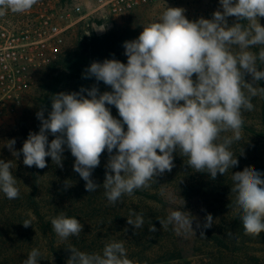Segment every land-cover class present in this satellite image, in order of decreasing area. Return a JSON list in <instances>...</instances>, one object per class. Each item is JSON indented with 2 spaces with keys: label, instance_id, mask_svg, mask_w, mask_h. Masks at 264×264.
I'll use <instances>...</instances> for the list:
<instances>
[{
  "label": "clouds",
  "instance_id": "clouds-1",
  "mask_svg": "<svg viewBox=\"0 0 264 264\" xmlns=\"http://www.w3.org/2000/svg\"><path fill=\"white\" fill-rule=\"evenodd\" d=\"M37 3L0 0V17L26 13ZM219 5L222 10L214 11L211 19L196 20L186 18L184 8L166 6L158 19L142 25L137 38L123 42L127 63L115 58L91 62L83 78H94L96 84L52 94L47 118L43 107L36 113L39 131H30L18 151L15 138L4 146L16 159L22 154L25 166L38 169L48 166L46 157L62 169L67 148L86 191L102 187L113 205L170 173L174 154L186 157L188 168L208 174L213 181L218 174L224 175L239 163L231 146L243 138V113L254 109V97L264 96V87L259 86L264 80V69L259 67L264 65V26L259 22L264 17V0H219ZM229 17L235 18L231 25ZM99 82L111 91L101 93ZM109 106L116 108L120 119ZM49 135L54 137L50 142ZM105 151V179L99 185L92 174ZM13 166V160L0 159V191L9 200L20 195ZM231 180L244 234L260 235L264 232V172L247 166L232 173ZM181 207L159 220L160 225L194 232V217ZM127 223L140 229L144 216L131 211ZM213 223L207 214L203 227ZM22 224L32 226L30 220ZM51 226L61 239L79 237L83 230L80 220L63 212L51 219ZM148 230L157 231L153 224ZM66 249L71 253L67 264H137L127 257L122 241L106 244L102 252ZM40 255L33 248L23 264H39Z\"/></svg>",
  "mask_w": 264,
  "mask_h": 264
},
{
  "label": "rangeland",
  "instance_id": "rangeland-1",
  "mask_svg": "<svg viewBox=\"0 0 264 264\" xmlns=\"http://www.w3.org/2000/svg\"><path fill=\"white\" fill-rule=\"evenodd\" d=\"M60 2L82 4L83 19L66 34L59 52L36 76L21 103L8 108L0 116V159L13 160L12 171L20 192L17 199L9 200L0 191V214L4 215L0 221V229H15L19 225L18 216L35 212L32 202L34 198L53 217L63 212L68 217L80 220L83 230L78 238L79 242L73 244L72 240L65 239L66 248L74 246L86 253L102 252L106 244L122 241L127 257L137 264H264V232L255 237L244 234L240 215L234 205L235 194L231 192L232 173L242 171L247 166L264 172V143L260 138L264 134V116L261 112L264 96L254 97V109L243 113V138L231 146L239 161L237 166L224 175L218 174L213 181L208 174L188 168L185 165L186 157L174 154L175 166L170 173L158 176L157 182H150V187L136 190L132 196H122L114 205L108 202L102 187L93 193L86 191L85 181L73 170L75 158L67 148L63 153L62 169L56 167L50 157H46L48 166L38 169L35 166H25L22 154L16 159L4 146L8 140L15 138V149L18 151L30 131H39L40 121L36 118V113L43 107L47 118L51 111L52 94L79 91L81 87L91 88L96 84L94 78H83V73L91 62L115 58L127 63L123 42L137 38L143 30L142 25L158 19L166 6L184 8L189 20L200 17L211 19L212 13L220 9L219 0H169L120 16H107L102 12L92 13L95 0ZM233 22L235 18L229 17V25ZM259 22L264 26V17L259 18ZM77 56L87 58L81 71L71 68V60ZM259 67L264 69V65ZM245 79L247 82L251 81L250 76L246 75ZM259 86L264 87V80L259 82ZM98 87L101 93L111 91L103 82H99ZM109 107L112 115L120 119L116 108ZM53 138L49 135V142ZM242 149L243 154H240ZM100 159V165L94 170L92 178L102 185L107 151ZM180 207L194 217V232L177 230L173 225H160L159 220L166 219L171 211ZM131 211L143 214L145 223L142 228L135 229L127 223ZM207 214H211L214 221L210 228L203 227ZM151 224L157 229L154 233L148 230ZM197 224L200 225L199 228L196 227ZM210 233L220 235L228 243L229 249H220ZM6 244H0V248ZM44 245L51 253L49 245ZM32 246L38 247V244ZM9 250L15 252L16 246L9 245ZM50 255H41L39 264H67L71 253L65 249L59 257ZM10 259L0 256V264H23L27 258L17 256Z\"/></svg>",
  "mask_w": 264,
  "mask_h": 264
},
{
  "label": "built area",
  "instance_id": "built-area-1",
  "mask_svg": "<svg viewBox=\"0 0 264 264\" xmlns=\"http://www.w3.org/2000/svg\"><path fill=\"white\" fill-rule=\"evenodd\" d=\"M169 0H95L92 13L120 16ZM83 5L38 0L23 14L0 17V116L19 105L36 76L65 42L66 34L83 19Z\"/></svg>",
  "mask_w": 264,
  "mask_h": 264
},
{
  "label": "trees",
  "instance_id": "trees-1",
  "mask_svg": "<svg viewBox=\"0 0 264 264\" xmlns=\"http://www.w3.org/2000/svg\"><path fill=\"white\" fill-rule=\"evenodd\" d=\"M86 62L87 58L77 56L75 59L71 60V68L77 71H81V69L85 66ZM261 112L264 116V101L261 107ZM260 138L262 139V143H264V134L261 135ZM148 191H150V188L148 189ZM32 202L35 207V212H28L26 214L18 216L19 225L15 226V229H0V244L7 243L6 246L0 248V256H3L8 259L12 257L10 260L17 256L18 258L24 259L28 257V254L30 253L32 248L38 249L41 255L43 256L51 254L50 256L59 257L60 253L65 252L67 240L61 239L54 233L51 226V219L54 217L52 216L51 212L44 211V209H42V204L36 202L34 198H32ZM27 203L29 202L27 201ZM3 216V214H0V221ZM6 216L8 217V214ZM25 220H30L32 226L24 227L22 223ZM210 236L212 240L216 243V245L220 247V249L225 251L229 249L228 243L221 239L220 235L216 233H210ZM79 237L76 238L75 236H73L67 239L72 240L73 244H75L76 241L79 242ZM43 242L45 244H48L50 249H52L51 253L48 251L47 247L44 245ZM32 244H38L39 248L37 246L33 247ZM9 245L16 246L15 252H11L9 250Z\"/></svg>",
  "mask_w": 264,
  "mask_h": 264
}]
</instances>
